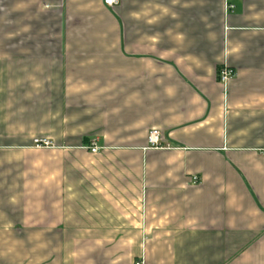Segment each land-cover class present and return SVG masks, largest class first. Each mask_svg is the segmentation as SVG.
Returning <instances> with one entry per match:
<instances>
[{
	"label": "crops",
	"instance_id": "obj_1",
	"mask_svg": "<svg viewBox=\"0 0 264 264\" xmlns=\"http://www.w3.org/2000/svg\"><path fill=\"white\" fill-rule=\"evenodd\" d=\"M141 261L264 264V0H0V264Z\"/></svg>",
	"mask_w": 264,
	"mask_h": 264
},
{
	"label": "built area",
	"instance_id": "obj_2",
	"mask_svg": "<svg viewBox=\"0 0 264 264\" xmlns=\"http://www.w3.org/2000/svg\"><path fill=\"white\" fill-rule=\"evenodd\" d=\"M120 0H104V4L108 7H113V6H117L119 5ZM235 73L224 67L222 68L219 72H218V79L219 81L223 84L226 85L230 80L234 79L235 77ZM149 145L150 148L152 149H160L162 147L161 141H162V134L157 131V130H153L150 132L149 137ZM34 147L37 149H43V148H51L53 147L52 143L46 139H36L34 140ZM92 153H97L98 152V148L94 145L91 149ZM199 183V179L198 177H194L193 178V184H198ZM137 264H143V262H139Z\"/></svg>",
	"mask_w": 264,
	"mask_h": 264
}]
</instances>
